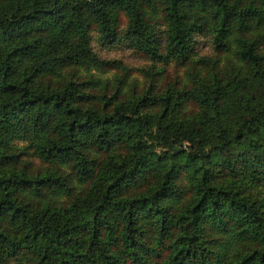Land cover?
<instances>
[{
    "label": "trees",
    "instance_id": "trees-1",
    "mask_svg": "<svg viewBox=\"0 0 264 264\" xmlns=\"http://www.w3.org/2000/svg\"><path fill=\"white\" fill-rule=\"evenodd\" d=\"M89 23L164 44L188 86L78 77L114 68ZM197 31L211 58L190 59ZM242 181L264 188V0H0V264H264V197Z\"/></svg>",
    "mask_w": 264,
    "mask_h": 264
},
{
    "label": "rangeland",
    "instance_id": "rangeland-1",
    "mask_svg": "<svg viewBox=\"0 0 264 264\" xmlns=\"http://www.w3.org/2000/svg\"><path fill=\"white\" fill-rule=\"evenodd\" d=\"M117 23L120 32H122L127 23V17L123 12H118ZM154 29L160 36H164V21L159 19ZM87 43V54L89 56L91 55L97 59L107 61L109 64L111 63L110 65L114 64V68L108 66V69L102 71H96L95 69L81 71V69H77L78 77L80 78H86L89 73L98 77L100 82L98 88L104 84L106 79H110L112 74L120 76L122 73L127 74L126 87H135L138 93L149 86H151V90L155 91L154 94L156 95L165 89L172 91L188 86V84H184L187 67L177 65L165 49L164 44L159 49L158 56L151 58L132 48L129 42L123 37L113 44L103 43L93 23H89L88 26ZM190 46V59L202 57L201 59L206 60V58L213 56L210 35L207 32L197 31L191 39ZM61 76L67 79L66 71ZM194 111H196V108L190 104L185 105L183 109V113L186 115H190ZM10 144L14 152L21 150V159L29 157L28 160L34 165L40 164L41 167L43 166L39 162L38 157L31 154L32 150L26 139L12 138L10 139ZM242 186H246L243 191L255 199L264 197L263 187L258 185L249 186L245 182L242 183Z\"/></svg>",
    "mask_w": 264,
    "mask_h": 264
}]
</instances>
